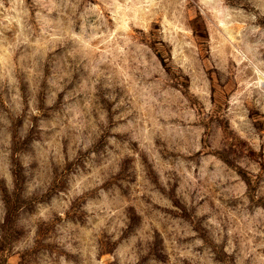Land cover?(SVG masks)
<instances>
[{"label":"rangeland","instance_id":"rangeland-1","mask_svg":"<svg viewBox=\"0 0 264 264\" xmlns=\"http://www.w3.org/2000/svg\"><path fill=\"white\" fill-rule=\"evenodd\" d=\"M0 264H264V0H0Z\"/></svg>","mask_w":264,"mask_h":264}]
</instances>
